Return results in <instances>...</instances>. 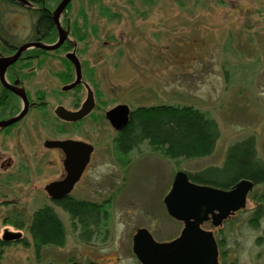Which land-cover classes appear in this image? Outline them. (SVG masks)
<instances>
[{
	"label": "rangeland",
	"instance_id": "obj_1",
	"mask_svg": "<svg viewBox=\"0 0 264 264\" xmlns=\"http://www.w3.org/2000/svg\"><path fill=\"white\" fill-rule=\"evenodd\" d=\"M46 1V7L53 10L56 4ZM80 1H73L59 23L64 26L69 20L86 31L87 38L81 45L87 50L83 58L88 64V81L93 84L90 87L99 90V125L87 119L80 133L74 128L67 135L94 147L91 167L72 195L105 207L107 218L101 226L105 238L96 241L94 249H84L66 215L57 212L67 230L66 244L61 249L43 247L40 263L67 264L68 258L83 251L90 261L136 264L130 240L136 229L147 228L155 240L161 241L176 237L182 227L164 207V198L178 171L196 173L221 167L230 150L249 139H253L256 157L264 164V0H83L79 6ZM0 4V12L7 16L2 21L7 32H15L20 42L29 41L35 20L32 13L3 1ZM83 11L86 20L80 15ZM57 39L55 36L44 44L52 45ZM49 58L38 61L40 68L49 66L51 72L63 73L59 59ZM36 79L41 91L48 87L55 92L54 97L46 98L51 108L59 102L68 108L73 93L59 92L60 78L45 72ZM117 105H126L130 110L191 106L216 122L219 138L212 154L201 159L170 160L146 143L119 154L114 145L116 132L105 119V113ZM38 128V143L33 137L35 132L32 135L23 131L24 142L18 145L25 155L22 160L30 168L34 167L31 157L36 144L48 139L43 133L45 127L40 124ZM4 141L7 151L12 152L13 137ZM45 170L39 182L23 176L20 183L11 181L12 189L0 182V237L6 231L19 232L29 242L28 246L15 243L4 247L0 264H37L27 228L33 213L48 204L46 195L37 190L50 179L52 172ZM12 198L18 204L7 208L10 203L5 200ZM259 205L264 207L263 185L251 191L246 211ZM14 222L22 228H16ZM262 225L261 239L255 228L240 221L233 227H223L226 251L236 264H253L250 259L264 255V221ZM84 259L83 255L80 261ZM262 259L264 256L256 261Z\"/></svg>",
	"mask_w": 264,
	"mask_h": 264
},
{
	"label": "flooded vegetation",
	"instance_id": "obj_2",
	"mask_svg": "<svg viewBox=\"0 0 264 264\" xmlns=\"http://www.w3.org/2000/svg\"><path fill=\"white\" fill-rule=\"evenodd\" d=\"M6 2L9 4H13L16 6H20L22 8H25L29 10L32 15L34 16V24H33V30L29 34L27 42H20L18 37L16 36L15 32L6 30V28L2 25L3 19L6 20L7 16L4 17L3 13L0 12V59H7V58H12L15 56L19 50L20 47L28 44V43H34V42H40L44 43V41H37L34 40L33 38L40 33L35 26L37 22V11H40L42 9L48 10L54 30L56 32V36L58 37V30L54 24V19H53V14L58 6V4L62 0H48L51 2L49 5H55L53 10L50 8H47V1L46 0H1V2ZM56 1L58 3H56ZM74 0H70V2L67 4L65 9L63 10L62 14L59 16V21L61 17H65L64 14L67 10V8L73 3ZM87 3H89L91 0H85ZM96 1V3L99 2V0H92ZM91 1V2H92ZM102 2V0H100ZM117 1H134V0H117ZM143 2L146 3H151L156 0H142ZM79 3V2H78ZM83 3V0L80 1L79 6H81ZM1 5V4H0ZM85 9V8H82ZM86 13L83 11L81 13V17L83 20H86L88 17L85 15ZM77 12H76V19H77ZM75 19V20H76ZM83 22V21H81ZM61 24V23H60ZM79 25H73V23H70V21H66L64 26L61 24V28L64 30L66 33V38L64 43L57 49L52 50V51H45L42 49L38 48H28L22 51L19 56L17 57L16 61H14L12 64L7 66L4 76L1 79L0 78V122L1 121H6L16 115H18L20 112H22L26 106L27 111L24 114V116L18 120L17 122L13 123L10 126L0 128V174L4 177L0 182H4V185L10 189H12V183L11 181L15 182H21L22 177L26 176L28 177L27 180H33L35 182L41 181V173L43 171V168L45 167V172L46 173H51L49 175L50 179H48L47 183L43 185L42 188H37V190H42V193H44L48 200V204H44L41 208L38 210L44 208V207H50L53 212L58 216L59 212L60 214L66 215V218L68 219V225L70 229H72V233L76 235V239L78 243L83 246L84 249L95 248V242H103L105 238V233L102 231V222L90 224V233L89 236L87 237L86 232L83 231L84 227L82 223L79 221H73L67 212L66 209L63 208V206L59 205L58 202L63 201V200H73L74 202L81 203V204H86L87 201H83V199H79L76 195H72V191L77 185L78 182L82 181L90 167L93 161V155H94V147H93V152L91 153L89 162L83 169V172L78 180L77 183H75L73 189L70 191L69 194L63 196L62 198L59 199H51L49 195L47 194L45 187L53 182H60L64 180L67 176V172L64 166V160H65V153L63 152L62 149L53 147V148H48L45 146L46 141H65V140H73V141H81L80 139H73L68 135V133H71V129H74L80 133L81 128L85 127L87 119H94L95 124L99 125V90L95 91L93 88L90 86L92 84L91 81H88V75L86 73L87 71V61L83 58L84 54L87 52L86 47H84L82 44L83 40L87 38L86 31L79 28ZM87 27V24L84 25ZM16 31V30H15ZM40 37V35L38 36ZM74 38V40L70 38ZM41 50V52H39ZM98 52V51H97ZM50 57L49 59L51 60H56L57 58L60 62V65H63L64 71L63 73L60 71L58 73L49 70L50 67L47 66L46 68H40V64L38 63L39 60L43 57ZM96 58L99 57V52L96 53ZM74 61V62H73ZM77 62L79 65V79H78V73L76 70V67L74 63ZM44 69V70H42ZM91 69L94 71L95 68L91 66ZM41 70V72H40ZM93 71L90 73L93 74ZM43 76L48 74L52 78H60L62 83L60 87V93H73V97L71 101L69 100L68 102V108L67 105L64 104L62 105L61 102H59L56 106L52 107L48 105L46 98L47 95L49 96L48 98L51 99V95L54 97L55 92L50 89L46 88L42 91L39 89L37 84L36 78L38 75ZM55 73V74H54ZM89 74V73H88ZM90 74V76L92 75ZM49 80V78H48ZM78 81V82H77ZM37 82V83H36ZM50 82V81H49ZM77 82V83H76ZM99 82V81H98ZM75 84V86L67 91H63L64 87H68L72 84ZM32 86V88H28V86ZM89 91L92 93V98H93V107L90 110V112L84 116L82 119L77 120V121H65L62 120L61 118L58 117L56 111L59 107H62L69 113H77L80 111L84 104L87 101L88 98V93ZM59 93V94H60ZM58 94V93H57ZM58 94V95H59ZM25 97V99H24ZM26 100V101H25ZM51 114L53 115L51 117ZM59 122L58 125H55V122ZM42 125L45 127V131L43 133L46 135L48 139H44L39 144H36V147L33 149V155L31 157V162L33 163L34 167L30 168L29 165L27 166L26 163L22 160L24 158V153L21 152L22 147H18V145H21L20 143L24 142V139L21 138V134L24 132H29L33 135L34 133V139L37 141V134H38V126ZM41 127V126H40ZM43 129V128H42ZM24 131V132H23ZM26 132V133H27ZM118 132V131H117ZM116 132V133H117ZM28 134V133H27ZM56 134H58V137H55ZM65 135V136H64ZM8 137H13V142L10 144H13L15 147L13 148L12 152H8L6 147V142L4 140H7ZM10 140V139H9ZM20 140V141H19ZM12 141V140H11ZM83 142V141H81ZM38 143V141H37ZM11 146V145H10ZM116 149V147H115ZM41 153V154H40ZM119 153V152H118ZM49 156L48 158H44L43 156ZM120 154V153H119ZM43 165V166H42ZM15 168V170H13ZM12 170V171H11ZM6 177V178H5ZM244 181H249L246 179H243ZM239 180L235 184L231 185L227 189H219L222 191H230L232 190L239 182L243 181ZM251 182V181H249ZM252 183V182H251ZM11 184V186H10ZM253 184V183H252ZM256 186H261V185H254L252 189L247 193L246 198H245V206L243 208H240L238 210H235L233 212H230V214L221 222L220 225L215 226L213 224V215H216L218 213L217 210H213L212 213L208 214V219L206 221H203L202 223L199 224V229L205 236V240L208 241L209 247L207 248V257L206 261L203 264H236V260H232L231 256L228 254L226 251V237H224L223 234V227L225 226H234V224H238V222H243L247 224L250 228H255L254 231H257V235L262 233L263 225L262 222L264 221V207L262 205H259L255 207L254 209L246 211V204L247 200L249 199V195L251 191L256 187ZM264 186V185H263ZM252 200H255V196L251 197ZM5 203H10L6 204L7 208H11V206H15L17 203V200L12 199H6ZM90 205H95L99 206V203H90ZM165 207V205H164ZM36 210L35 212H37ZM166 210V207H165ZM34 212V213H35ZM33 213V214H34ZM167 213V210H166ZM168 214V213H167ZM59 217V216H58ZM60 219V217H59ZM62 221V219H60ZM31 222V219H30ZM63 226H64V234H65V239H64V245L63 246H54V245H48L44 247H54V248H63L66 244L67 240V230L65 228L64 222L62 221ZM177 223L181 224L182 227L178 233V235L174 238L167 239V240H162L158 241L155 240L152 231L141 227L135 230V232L132 234L130 240H131V253L132 257L135 260L134 262L136 264H142L137 256L133 253V237L137 233L139 229H146L153 241L155 243H170L177 239L180 235L182 230L185 227V224L183 222L177 221ZM16 228H22L21 224L18 222L12 223ZM30 225V223H29ZM29 227V226H28ZM28 229V228H27ZM6 232L3 233L6 234ZM16 234V233H14ZM17 234H21L17 232ZM104 234V235H103ZM3 235L0 237V257L2 254V250L4 247H7L9 245L18 243L23 246H28L29 242L28 240L20 237L18 240H12L10 242H5L3 240ZM263 238V235H259L258 239ZM30 241L33 245L34 248V254H35V260L37 264H41V248L36 249L34 247V242L32 238L30 237ZM80 246V247H81ZM85 256L87 259H84L83 262L80 261L81 256ZM263 254L255 255L253 259H250L249 261L252 262L253 264H264V260L256 261L257 257H263ZM91 259L88 258V254L84 253L83 251L80 252L79 256L77 257H70L68 258L67 264H104L100 263L98 260L96 261H90ZM108 262V260H106ZM51 264V263H50Z\"/></svg>",
	"mask_w": 264,
	"mask_h": 264
},
{
	"label": "trees",
	"instance_id": "obj_3",
	"mask_svg": "<svg viewBox=\"0 0 264 264\" xmlns=\"http://www.w3.org/2000/svg\"><path fill=\"white\" fill-rule=\"evenodd\" d=\"M36 13L35 28L40 33H36L33 39L52 42L56 32L48 10L42 9ZM218 138L216 122L194 107H139L131 110L127 125L116 133L114 145L117 152L127 154L146 143L153 150L161 151L164 158L189 160L211 155ZM187 174L192 183L219 189H227L243 179L254 185H264V164L256 157L253 139L234 146L221 167ZM58 203L67 210L73 221L82 223L87 237L90 224L106 221L107 211L102 204L97 207L88 202L81 204L68 199ZM27 231L36 249L64 245L63 223L50 207H44L32 215Z\"/></svg>",
	"mask_w": 264,
	"mask_h": 264
},
{
	"label": "water",
	"instance_id": "obj_4",
	"mask_svg": "<svg viewBox=\"0 0 264 264\" xmlns=\"http://www.w3.org/2000/svg\"><path fill=\"white\" fill-rule=\"evenodd\" d=\"M70 0H62L56 7L53 19L58 30V39L52 44L40 42L28 43L20 47L19 52L12 58L0 59V78L2 79L7 66L16 61L19 54L28 48H38L52 51L59 48L65 41L66 33L61 28L59 16ZM74 62V61H73ZM79 79V65L74 63ZM78 82V81H77ZM76 82V83H77ZM72 84L64 87L67 91L75 86ZM88 98L83 108L77 113H69L62 107L56 111L59 118L65 121H77L86 116L93 107L92 93L89 91ZM25 99V97H24ZM26 101V100H25ZM27 108L18 115L0 122V128L12 125L20 120L26 113ZM130 109L126 105H117L105 113V118L115 131H121L128 123ZM48 148L57 147L65 153L64 166L67 176L60 182H53L45 187L51 199H59L70 193L75 183L78 182L83 169L89 162L93 146L73 140L46 141ZM253 184L249 181L239 182L232 190L222 191L209 186L197 185L189 180L188 174L178 171L175 174L171 190L164 198V205L168 215L176 221L185 224L181 235L170 243H155L146 229H139L133 237V253L142 264H203L207 257L209 243L199 229V224L208 219V214L213 210L218 213L213 215V224L218 226L235 210L245 206L247 193ZM20 239V234L6 233L3 235L5 242Z\"/></svg>",
	"mask_w": 264,
	"mask_h": 264
}]
</instances>
